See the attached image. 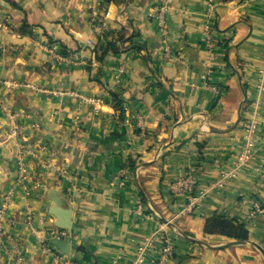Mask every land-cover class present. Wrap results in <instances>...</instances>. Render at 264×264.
<instances>
[{"label": "crops", "instance_id": "1", "mask_svg": "<svg viewBox=\"0 0 264 264\" xmlns=\"http://www.w3.org/2000/svg\"><path fill=\"white\" fill-rule=\"evenodd\" d=\"M0 101V264H134L150 235L153 252L169 236L162 264H264L247 242L264 248V216L249 217L264 205V0H0ZM3 107L24 126L21 180ZM189 176L194 190L170 192ZM212 215L245 243L205 245L237 240L205 233Z\"/></svg>", "mask_w": 264, "mask_h": 264}, {"label": "built area", "instance_id": "2", "mask_svg": "<svg viewBox=\"0 0 264 264\" xmlns=\"http://www.w3.org/2000/svg\"><path fill=\"white\" fill-rule=\"evenodd\" d=\"M166 14H167V6L164 5H160L157 7V9L154 10V13L151 14V16L154 18V20L156 21L158 27H159V31L162 35H165L166 33ZM208 41L210 40V36H207ZM167 49V47H165ZM209 87H211V89L217 90L218 87H216L215 85H208ZM258 89L259 91L263 89V85H262V81L260 80V83L258 85ZM97 101V100H96ZM244 144L241 146L237 157H236V167L237 169L242 167L250 158V156H252L254 154V151L256 149L255 147V143L252 139V135L253 133L256 132V122L255 121H249L245 124L244 126ZM18 164H19V170L17 173L18 179L21 180L23 173L25 171V164H26V160L21 158L20 160H18ZM125 173V170L120 171V174L117 177V181L120 184H123L122 180H119V177L122 176ZM195 183H196V178L189 176V177H184L182 179L177 180L175 183H173L171 185V191L172 193H180L183 191H192L194 190L195 187ZM11 194V191H10ZM197 200V197H192L191 201L189 203L190 206H193L194 202ZM137 203V209H138V214L143 215V210L145 209V206L143 205V203H141V201L139 199L136 200ZM6 205L2 204L0 206V243H2L3 241V237L7 235V231L4 229V222H5V218H6ZM156 217H158V214H155ZM259 215L264 216V205L261 204L259 201H254L252 202V208L249 212V217L250 218H255ZM32 223V222H31ZM30 223V221H28L29 227H30V231L32 232H36V229L32 226V224ZM166 224H163L160 228V230L162 231V233L164 235L167 234V228L165 227ZM61 234L65 235L66 232L62 231ZM161 239V244H159V247L157 248V250L155 252H153L154 250V246L156 243V237L155 235H150L147 236L143 242L139 243L137 248H136V257L134 260V264H162L164 263L168 257H170V255L173 253L174 249L173 246L170 244V239L169 236L165 238H162L160 236ZM54 261L57 264H79L78 261L76 259L73 258H69L64 254H60V253H55L52 252Z\"/></svg>", "mask_w": 264, "mask_h": 264}, {"label": "trees", "instance_id": "3", "mask_svg": "<svg viewBox=\"0 0 264 264\" xmlns=\"http://www.w3.org/2000/svg\"><path fill=\"white\" fill-rule=\"evenodd\" d=\"M28 28L27 23H22L16 28V31H24ZM65 54V51H60ZM118 109H120L118 107ZM204 232L207 234H221L232 239H248V230L244 224L234 221L233 219L212 215L206 218Z\"/></svg>", "mask_w": 264, "mask_h": 264}, {"label": "rangeland", "instance_id": "4", "mask_svg": "<svg viewBox=\"0 0 264 264\" xmlns=\"http://www.w3.org/2000/svg\"><path fill=\"white\" fill-rule=\"evenodd\" d=\"M1 102V101H0ZM5 111V116L8 119L7 128L4 131V134L2 135L5 137L6 141H10L12 148L14 149V156L16 159V168L17 171L19 170V164L18 160L21 158L26 160V153L27 149L22 145V136H23V130L24 126L22 125L20 121V113L16 111H11L7 107H3Z\"/></svg>", "mask_w": 264, "mask_h": 264}, {"label": "water", "instance_id": "5", "mask_svg": "<svg viewBox=\"0 0 264 264\" xmlns=\"http://www.w3.org/2000/svg\"><path fill=\"white\" fill-rule=\"evenodd\" d=\"M53 199H55V201H56L54 203H56V204L59 203L60 204V200L59 199H57V198H53ZM247 242H250L252 245H254L261 252V254L264 256V248L260 244L254 242V241H249V240H247ZM203 243L205 245H207V246H210V247H222V246H229V245H232V244L245 243V241L244 240H232V241L226 242V243H224L222 245H215V246L210 245V244H208L206 242H203Z\"/></svg>", "mask_w": 264, "mask_h": 264}]
</instances>
